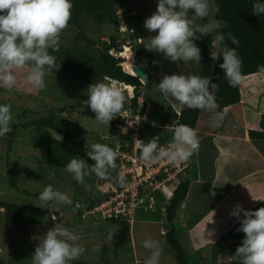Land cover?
I'll return each instance as SVG.
<instances>
[{"label":"rangeland","instance_id":"374dc122","mask_svg":"<svg viewBox=\"0 0 264 264\" xmlns=\"http://www.w3.org/2000/svg\"><path fill=\"white\" fill-rule=\"evenodd\" d=\"M136 1L137 5L140 3L141 6L145 3H141L142 0ZM115 3L119 5V0H115ZM148 3L149 6L153 5L151 0ZM121 23L120 17L115 24L98 25L91 20H85L83 28L91 40L106 42L112 46L109 53L123 62L125 59L121 53L124 47L132 50L134 43L129 31L121 33ZM76 32L75 27L67 26L60 34V43L70 45ZM167 67L173 68L170 60L166 62V66H159L158 62L153 61V68L148 70L147 74L148 76L161 72L165 74ZM27 70V68L16 70L17 86L14 89L9 91L0 88V103L10 105L12 113L10 131L15 126V137L9 152L8 137L6 135L0 137V264H31L30 257L38 243L36 238L56 223H61L80 234L79 242L84 245L85 252L72 264L81 261L85 264H143L148 250L142 247V241L147 238L160 242L163 248L160 264H174L170 247L164 241L166 231L164 208L186 172L193 171L192 156L177 166L162 161L151 165L142 162L138 158L139 149L135 145L132 132L127 130L126 133H122L116 126L119 121L118 115L110 120L108 125L97 122L95 117L88 118L82 115L77 104L87 105L86 89L89 84L46 73L47 87L35 90L23 79ZM187 71L198 73L194 61H191ZM144 83L134 91V94H143L145 99L151 101L152 106L147 114V123L139 119L137 138L147 140L152 136H159L158 143L166 145L172 138L173 129L161 126L158 118L165 101L158 97L155 106V95L149 93L148 83ZM119 84L124 90H131L129 85ZM80 96H85L86 99L80 100ZM53 114L56 115L61 128L75 134L84 142L85 148L86 144L102 142L108 143L118 153L124 155H132L137 150L136 168L140 167L139 173H126V168L121 169V161L125 165L127 157L121 159L117 155L113 179L103 180L89 175L85 179L92 187L86 191L71 174L46 162L49 151L79 156L73 147L57 132L29 125L36 119ZM46 133L49 134V138L46 137ZM108 135L116 136L118 141L108 138ZM164 167L167 172L163 170ZM120 174L125 176L127 187H121L117 183L115 178ZM47 184L67 192L73 203L64 205L51 201L48 206H42L33 194ZM77 203L80 207L74 210ZM3 204L43 208L45 214L42 216V223L7 224ZM177 237L190 264L229 262L233 260L231 255L234 254L235 248L242 242L226 246L214 242L196 249L189 237L182 234L179 236L177 234Z\"/></svg>","mask_w":264,"mask_h":264},{"label":"clouds","instance_id":"9594fccd","mask_svg":"<svg viewBox=\"0 0 264 264\" xmlns=\"http://www.w3.org/2000/svg\"><path fill=\"white\" fill-rule=\"evenodd\" d=\"M155 3V11L143 21L149 32L155 30V35L147 37L143 43L145 49L161 53L172 62L194 61L200 64L201 52L195 41L216 32L211 59L222 58L218 67L230 86L240 83L242 60L237 47H229L225 43V33L221 30L227 27V21L213 15L218 11L214 0H155ZM71 9L72 0H0V88L14 89L17 86L16 70L20 68L28 69L23 79L30 88L43 90L47 87L46 73L60 67L53 53L61 47L60 34L71 18ZM251 13L256 16L264 14V0H252ZM227 40L232 45H239L231 32L227 33ZM257 68L264 73V64ZM156 87L166 98H173L179 108H196L209 113L208 122L213 127L222 123L228 114L226 108L221 109L218 105L217 85L209 76L165 73ZM127 94L131 95V90ZM86 96L87 107L95 120L106 125L122 111L126 102L125 90L119 82L108 77L90 83ZM11 121L10 105L0 103V137L10 131ZM120 131L126 133L127 129L121 128ZM108 138L118 141L116 136L108 135ZM134 139L139 149L138 158L149 165L161 161L172 166L180 165L198 152L200 143L196 129L184 123L174 126L172 138L166 145L158 143L159 136L147 140L134 136ZM85 155L93 163L71 156L64 171L86 191L92 187L85 179L89 175L103 180L113 179L112 170L116 168L118 155L114 147L93 142L86 144ZM115 179L121 187H127L123 174ZM38 200L42 206L51 201L64 205L73 203L67 192L54 188L52 184L42 187ZM79 207L77 203L74 210ZM229 215L237 218V231L244 233L242 242L231 255L232 259L237 264H264V206L252 210L236 203ZM36 239L38 243L30 257L31 264H72L85 252L84 245L79 242L80 234L61 223L52 225ZM142 247L148 250L143 264H160L163 248L158 240L144 239Z\"/></svg>","mask_w":264,"mask_h":264},{"label":"crops","instance_id":"0c3cea01","mask_svg":"<svg viewBox=\"0 0 264 264\" xmlns=\"http://www.w3.org/2000/svg\"><path fill=\"white\" fill-rule=\"evenodd\" d=\"M148 1L142 0L141 3H145L141 6L140 3L137 5L136 0H119V5L113 0L122 20L121 33L127 31V15L142 18L139 43L155 35V30L149 32L143 26L144 19L156 7L155 0H151L152 6H149ZM121 4L124 11L120 9ZM216 34L212 32L204 35L195 43L199 46L209 39L210 55L212 40ZM135 58L143 64L148 63L151 70L153 61L158 62L159 66H166L168 61L158 52L152 58ZM171 63L173 68L167 67L168 74L186 73L187 62L170 61ZM163 75L162 72L158 75H146L149 93L155 95L154 105L156 106L158 97L165 101L162 113L158 115L159 122L167 105H171L177 114L187 108H179L173 98H166L159 92L156 83ZM238 90L239 101L225 107L228 114L222 123L211 126L208 122L210 114L199 109L194 126L200 140L199 150L192 155L193 171L188 170L182 178L189 180V186L174 225L176 234L189 237L196 249L214 242L225 246L241 242L244 233L237 231V218L229 215L233 206L239 203L243 208L252 210L264 206V138L249 136L250 131L261 130L260 122L264 117V74L255 72L242 76Z\"/></svg>","mask_w":264,"mask_h":264},{"label":"trees","instance_id":"16d2710c","mask_svg":"<svg viewBox=\"0 0 264 264\" xmlns=\"http://www.w3.org/2000/svg\"><path fill=\"white\" fill-rule=\"evenodd\" d=\"M216 18L227 21V27L222 29L225 33V43L229 47H237L238 54L242 60V76L259 72L257 66L264 64V14L260 16L251 13L252 0H214ZM120 9L124 11L123 4ZM118 10L113 0H72L71 18L67 26L76 28V35L70 45L61 44L58 51L53 53L59 61V70L48 72L49 74L59 75L81 83L90 84L98 79L108 77L115 79L119 83L132 85L136 88L141 87V82L137 77L125 72L119 58L109 53L112 46L106 42H95L91 40L84 31L83 22L91 20L93 23L115 24L117 23ZM127 31L131 33L132 41L141 38L142 18L138 15H127L125 17ZM231 32L239 41V45H232L227 40V33ZM208 41L199 45L201 52L200 64H197L198 73L201 76L211 77L213 64L215 61L208 55ZM144 42L133 44L132 50L137 58H152L155 51H149L143 47ZM191 61L188 62L189 70ZM196 68V67H195ZM186 69V73H189ZM262 73V72H260ZM264 74V73H263ZM216 100L221 109L235 104L239 101L238 85L230 86L223 77L215 79ZM77 107L82 115L94 118V114L88 109L87 105L78 103ZM199 114V109L184 108L177 114L171 105H167L163 111L160 121L161 126L174 127L177 123H184L194 128ZM29 125H36L57 132L63 140L70 144L78 153L79 157L85 159L86 163L93 161L85 155L86 148L82 140L75 134L65 131L56 120V115H49L34 120ZM260 131H250L251 138H264V117L260 122ZM15 126L5 135L8 137L7 151L9 152L12 140L15 137ZM49 138V134H45ZM71 156L67 154L49 151L46 155V162L57 168L64 169L65 164ZM113 173V170H112ZM94 176V175H93ZM189 186L188 179H182L172 192L171 200L166 204L165 223L166 231L164 241L170 247L174 264H190L186 258L183 246L179 242L174 225L175 218L180 210L181 204L186 197ZM38 193L33 194L38 199ZM50 204L48 202L47 206ZM5 209V220L10 225H36L42 223V216L45 210L40 207H31L15 204H3ZM74 264H85L76 262ZM217 264H237V261L221 262Z\"/></svg>","mask_w":264,"mask_h":264},{"label":"built area","instance_id":"2783aa9c","mask_svg":"<svg viewBox=\"0 0 264 264\" xmlns=\"http://www.w3.org/2000/svg\"><path fill=\"white\" fill-rule=\"evenodd\" d=\"M133 66L136 63H139L141 65V68L145 71L146 75H147V71L151 69L150 65L148 63H141L139 62L137 59L135 62H133ZM121 65V63H120ZM122 69L137 77V75L134 72H129L126 71L123 66ZM138 78V77H137ZM138 80L141 82L142 85H144L145 83L138 78ZM129 88L131 89V95L127 94V90L125 89V94H126V101L127 103L125 104V106L123 107L122 111L118 114L119 116V121L116 124V126L121 129V128H126L127 130L131 131L133 136H135L136 138L138 137V131H139V119L141 118L145 123H147L146 118H147V114L149 113V111L151 110V101L148 99L144 98L143 94H134V91L137 89L135 86L129 85ZM143 111V114H141ZM137 119V120H136ZM118 155L121 157V159H124V157H127L126 159V164L124 165L123 162L121 161V169H125L126 168V173H139L140 167H137V150L134 151V153L132 155L130 154H121L118 153ZM120 159V160H121ZM165 172H167L166 167H164L163 169ZM125 177V176H124Z\"/></svg>","mask_w":264,"mask_h":264},{"label":"water","instance_id":"95a60500","mask_svg":"<svg viewBox=\"0 0 264 264\" xmlns=\"http://www.w3.org/2000/svg\"><path fill=\"white\" fill-rule=\"evenodd\" d=\"M134 45L138 43L137 40H133ZM222 62V58L217 59L213 64V70L210 79L212 82L215 83V79H221L223 77V71L218 67L219 63ZM132 71L137 75L139 79H141L143 82H147V76L145 71L141 68V65L139 63H136L132 67ZM85 96H80V100H85Z\"/></svg>","mask_w":264,"mask_h":264},{"label":"bare ground","instance_id":"6f19581e","mask_svg":"<svg viewBox=\"0 0 264 264\" xmlns=\"http://www.w3.org/2000/svg\"><path fill=\"white\" fill-rule=\"evenodd\" d=\"M121 55L123 56V58L125 59L121 65L123 66V68L126 70V71H129V72H133L132 71V67H133V62L136 61L135 59V55H134V52L127 46L124 47V51L121 53ZM125 65H128V67L126 68Z\"/></svg>","mask_w":264,"mask_h":264}]
</instances>
